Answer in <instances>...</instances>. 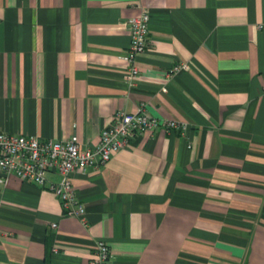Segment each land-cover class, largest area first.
<instances>
[{"label": "crops", "instance_id": "0c3cea01", "mask_svg": "<svg viewBox=\"0 0 264 264\" xmlns=\"http://www.w3.org/2000/svg\"><path fill=\"white\" fill-rule=\"evenodd\" d=\"M142 10L129 85L126 20ZM139 106L188 127L74 172L83 221L48 188L56 172L0 170V264H89L99 240L109 264H264V0H0L1 131L92 147Z\"/></svg>", "mask_w": 264, "mask_h": 264}, {"label": "built area", "instance_id": "2783aa9c", "mask_svg": "<svg viewBox=\"0 0 264 264\" xmlns=\"http://www.w3.org/2000/svg\"><path fill=\"white\" fill-rule=\"evenodd\" d=\"M148 20L149 15L145 10L126 20L130 41L124 59L129 64L125 76L129 85H133L138 74L136 57L146 47ZM186 67L185 63L176 65L172 72ZM158 127L165 130L175 129L184 134L188 123L175 119H159L149 114L143 106L135 111L117 109L112 114L110 124L100 130L98 142L92 147L83 146L75 135L63 140H53L0 130V170L7 174L14 173L22 180L37 184L44 183L47 171L56 172L60 176L59 180L50 183L48 188L59 199L66 216L83 221L85 205L75 194L72 174L85 171L89 167L103 166L115 152L126 147L132 138ZM110 257L107 243L99 240L95 244V254L89 264H109Z\"/></svg>", "mask_w": 264, "mask_h": 264}]
</instances>
